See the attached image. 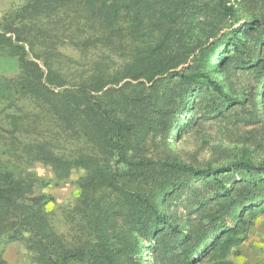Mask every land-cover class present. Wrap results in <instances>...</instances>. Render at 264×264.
<instances>
[{
	"label": "rangeland",
	"instance_id": "rangeland-1",
	"mask_svg": "<svg viewBox=\"0 0 264 264\" xmlns=\"http://www.w3.org/2000/svg\"><path fill=\"white\" fill-rule=\"evenodd\" d=\"M219 1L0 0V35L10 39L0 37V54L21 47L28 62L23 73L0 80V264H49L55 256L47 249L42 262L38 248H30L36 222L50 228L66 250L85 251L87 259L79 264H96L90 253L100 252L95 244L100 235L117 248L115 264L151 261L148 250L139 254L128 209L137 194L150 201L151 187L117 172L124 164L117 165L115 150L82 114L65 113L60 94L25 91L23 83H52L56 92L93 86L96 100L130 124L136 158L217 166L244 148L256 161L264 157L263 110L254 123L238 110L226 118H201L190 96V108L183 106L179 114L182 121L195 117V124L185 127L177 120L179 135L170 136L179 95L187 98L191 88L172 75L192 65L200 43L214 41L255 11L241 8L235 23L216 6ZM144 63L159 71L157 80L129 76L128 68L140 71ZM231 71V64L224 66V77L237 87ZM103 168L114 173L117 187L90 183Z\"/></svg>",
	"mask_w": 264,
	"mask_h": 264
},
{
	"label": "trees",
	"instance_id": "trees-1",
	"mask_svg": "<svg viewBox=\"0 0 264 264\" xmlns=\"http://www.w3.org/2000/svg\"><path fill=\"white\" fill-rule=\"evenodd\" d=\"M216 6L235 23L240 21L237 17L241 8L243 12L255 11L244 23L228 27L214 41L200 43L192 65L172 75L191 85L187 98L179 95L171 126L172 138L179 135V128L175 126L177 120L185 127L195 124L193 116L187 119L189 122L181 120L179 113L183 106L190 108L193 104L194 112L207 119L226 118L238 110L251 117L252 123L260 118V110L264 111V0H220ZM4 34L0 35L1 39L9 41ZM226 48L229 53L221 55V50ZM24 53V48L17 47L10 53L0 54L5 57L0 70L23 73L28 63L23 60ZM9 58L16 60L12 62ZM227 64L232 65L231 74L238 81L237 87L227 84L223 72ZM151 71L146 64L140 71L128 68L131 78L148 82L157 80L154 75L159 74V71ZM22 86L25 91L40 95L60 94L65 113L82 114L96 135L115 150L117 165L124 164V170L117 172L129 181L146 183L141 187H151L150 201L137 194V201L128 208L133 217L130 223L138 238L139 254L148 250L150 264H237L235 257L240 255V246L249 239L257 218L264 214V157L256 161L251 151L244 148L239 157L217 166H197L184 160L136 158L130 124L118 117L115 108L96 100L93 86L81 85L57 92L52 83L38 87L29 82ZM196 95L201 99L193 101ZM101 171L90 183L117 187L114 173L107 174L105 168ZM156 175L162 176V180L155 182ZM178 208L182 210L180 214L176 211ZM35 225L28 231L29 241L30 248H38L40 261L43 262L44 249L55 256L47 259L49 264L86 261L85 251L66 250L56 241L50 228H45L42 222ZM96 225L98 230L104 229L101 221H96ZM104 238L100 235L95 241L100 252L90 253V259L94 256L96 264H115L112 254L117 248L108 246Z\"/></svg>",
	"mask_w": 264,
	"mask_h": 264
},
{
	"label": "crops",
	"instance_id": "crops-1",
	"mask_svg": "<svg viewBox=\"0 0 264 264\" xmlns=\"http://www.w3.org/2000/svg\"><path fill=\"white\" fill-rule=\"evenodd\" d=\"M5 57L0 55V63ZM15 62V58H9ZM16 73H6L0 70V80L9 78ZM1 89V88H0ZM0 90V97H1ZM240 255L235 257L237 264H264V214L256 220L255 226L250 232L249 239L240 246Z\"/></svg>",
	"mask_w": 264,
	"mask_h": 264
}]
</instances>
